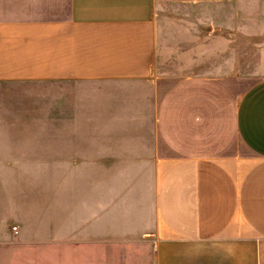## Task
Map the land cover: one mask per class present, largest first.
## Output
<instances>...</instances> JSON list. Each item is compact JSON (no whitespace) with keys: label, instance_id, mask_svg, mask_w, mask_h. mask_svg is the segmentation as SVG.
I'll return each instance as SVG.
<instances>
[{"label":"crops","instance_id":"0c3cea01","mask_svg":"<svg viewBox=\"0 0 264 264\" xmlns=\"http://www.w3.org/2000/svg\"><path fill=\"white\" fill-rule=\"evenodd\" d=\"M177 1L0 0V150H153L151 210L133 227L147 264H264V44L250 76H156L155 10ZM192 1L264 33V0ZM57 190L52 232L68 251ZM14 210L37 214L0 193V233Z\"/></svg>","mask_w":264,"mask_h":264},{"label":"rangeland","instance_id":"374dc122","mask_svg":"<svg viewBox=\"0 0 264 264\" xmlns=\"http://www.w3.org/2000/svg\"><path fill=\"white\" fill-rule=\"evenodd\" d=\"M234 14L228 4H158L154 75L176 81L258 72L264 33H242ZM153 184V150H0V193L32 198L37 212L20 219L11 211L0 233V264H55L57 252L75 264H147L133 227L151 210ZM56 190L72 206L68 251L52 232L64 215L50 218Z\"/></svg>","mask_w":264,"mask_h":264}]
</instances>
